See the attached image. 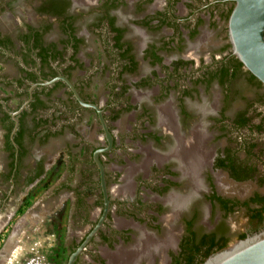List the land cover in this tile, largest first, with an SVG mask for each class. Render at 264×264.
<instances>
[{
  "label": "flooded vegetation",
  "instance_id": "af4514ba",
  "mask_svg": "<svg viewBox=\"0 0 264 264\" xmlns=\"http://www.w3.org/2000/svg\"><path fill=\"white\" fill-rule=\"evenodd\" d=\"M19 1L34 7L33 19L19 20L18 4L0 0V65H11L16 74L6 82L0 75V87L12 84L11 96L24 97H15L13 110L12 98L0 97V197L7 208L27 196L49 176L50 141L71 133V143L57 150L66 156L63 178L48 185L41 199L69 200L66 219L74 237L69 247L65 241L58 246L54 264H66L102 217L105 198L94 153L109 145L97 111L81 105L62 80L37 84L23 106L33 84L60 75H68L81 99L101 110L112 138L97 154L108 210L74 264H184L186 257L179 255L184 241L195 244L211 235L214 244L204 246L211 253L193 260L202 264L233 242L264 231V199L253 200L264 198V191L239 197L223 182L253 181L264 190V150L258 144L264 140V85L251 82L243 65L234 72L237 58L227 29L234 0H67L70 31L62 28L64 15L38 10L46 0ZM34 31L38 45L49 48L45 60L34 38L23 40ZM56 51L65 53L64 61ZM36 97L50 106L38 115L30 111ZM59 100L71 102V119L55 118L50 126L42 120L54 111L58 117ZM237 100L243 103L239 109ZM165 110L171 124L163 119ZM240 112L248 122L238 128ZM185 150L203 154L193 172L184 166ZM232 159L249 175L238 170L237 178ZM249 208L262 211L261 224L250 219ZM238 212L245 215L240 230L230 221ZM79 229L84 233L77 235ZM167 236L171 242L161 243ZM44 257L33 264H53Z\"/></svg>",
  "mask_w": 264,
  "mask_h": 264
},
{
  "label": "rangeland",
  "instance_id": "374dc122",
  "mask_svg": "<svg viewBox=\"0 0 264 264\" xmlns=\"http://www.w3.org/2000/svg\"><path fill=\"white\" fill-rule=\"evenodd\" d=\"M11 1L13 2V0ZM14 3L18 4L20 8V12L18 15L19 20L22 19L28 21L34 18V9H32L34 7H31V4L29 2L27 3V1L22 2L19 0H14ZM7 14H9L8 11H4L2 13L3 16H6ZM12 23L13 22H5L4 25L9 27L12 25ZM13 29H15V25ZM10 66L5 69L4 65H0V75H5L2 79V81L4 82L11 81L12 78H15L16 76V74L11 70L12 66L11 68ZM243 86L244 85L241 83L238 85V88L242 90ZM13 89L14 87L12 86V84H6L4 88L0 87V97L8 95V97L10 96L12 98V100L8 102V104L11 105L10 107H8L10 110L15 109V105L18 103V100L24 99L23 96L21 98H17L16 96H18L19 94L11 96ZM246 93H249V95L251 94L248 89ZM60 94L64 99H71L70 95L68 98L65 92L63 93V91ZM15 97L18 100L15 99ZM69 103L71 104V102ZM242 105L243 103L237 100L234 107L236 109H239L240 107H242ZM67 115H69L71 119V114ZM124 126L125 123L122 122L121 128H123ZM77 128L79 130H83L84 126L83 124L78 125ZM66 141L71 143V133L69 132H66L62 139L50 141L51 152L49 153H53L51 155L52 158L50 162L53 165L49 172V176L44 177L37 185H33V187L29 189V193L27 196H24L26 193L21 194V196L17 200V203H13L12 212L15 213L12 215L7 230L2 232V241H5L8 236L11 238L14 235L13 238H15V240L17 239V242L19 241L18 245L22 246V250L24 252L26 251L25 255H23L22 258L23 264H29L30 262V264H33L34 260H37L38 262V260H40L38 259L39 256H45V261H49V263L54 264V256L58 251V246L62 245L64 241L65 244L68 245L70 243L71 237H74L73 231L71 230V223L68 222V218L66 219L69 200L67 201L65 200L66 198L62 197L57 203H51L50 201L41 202L43 194L46 193L45 191L47 190V186L49 185L50 187L53 182H58L63 178L60 177V175L62 174V172H64V163L66 161V156L63 155L62 151L57 150H60V148L63 147ZM258 144L259 146L263 147L264 150V140L259 141ZM223 182L225 183V185L228 184V186L225 187V190H227L229 194L239 197L249 195L256 189L264 191L253 181L244 183H231L224 179ZM19 205L21 206L17 211L16 209ZM244 217L245 215L243 212H238L230 218V221L235 225V228L240 230V227L245 223ZM84 231V229H79L78 232L76 231V234L80 235L84 233ZM69 246L70 245H68V247ZM67 253L68 252L66 251V254ZM9 262H13V260H9ZM63 264H65V262H63Z\"/></svg>",
  "mask_w": 264,
  "mask_h": 264
},
{
  "label": "water",
  "instance_id": "95a60500",
  "mask_svg": "<svg viewBox=\"0 0 264 264\" xmlns=\"http://www.w3.org/2000/svg\"><path fill=\"white\" fill-rule=\"evenodd\" d=\"M234 2L227 24L232 53L242 63L243 67L264 85V0H234ZM56 80L64 81L81 105L93 107L97 111L109 144L107 148L102 150H107L112 143V138L102 117L101 110L95 104L84 102L67 77L60 75L44 83L33 84L29 88V99L24 102L23 106L30 100L31 92L37 84H50ZM17 112L15 111L13 116ZM102 150L99 149L94 153V160L100 169V182L105 198V208L97 226L86 236L79 247L69 255L66 264L75 263L78 254L97 230L108 210L104 169L97 158L98 152ZM202 264H264V231L233 242L224 250L208 257Z\"/></svg>",
  "mask_w": 264,
  "mask_h": 264
},
{
  "label": "trees",
  "instance_id": "16d2710c",
  "mask_svg": "<svg viewBox=\"0 0 264 264\" xmlns=\"http://www.w3.org/2000/svg\"><path fill=\"white\" fill-rule=\"evenodd\" d=\"M67 5H68V1L67 0H46L38 8V10L40 12L49 13V14H52V15H55V16H63L64 15V21H63V24H62V28L64 29V31H68V30L70 31L71 30V22L73 21V17L72 16H67L65 14ZM30 29H34V28L31 27ZM23 37H24L23 40L27 44L29 43V40L30 39L34 38V40H33L34 41L33 42V46H34V48L36 50H38V56H40L41 59H44L45 60L46 57H47V51H48L49 48H45V47L42 48V47H40L38 45V39H37V38H39L38 34L34 31L30 35H27L26 34ZM117 39L118 38H116V40ZM64 41L68 43V40H64ZM5 42L8 43L7 40ZM0 43H3V42L0 41ZM56 52L58 54V57L57 58H59V61L60 62L61 61H64L65 60V55H64L65 53L63 51H56ZM53 58H56V54H53ZM241 66H242V63L238 59H236L235 60V64H234V72H235V74H238V71H239V69H240ZM66 71L68 72L69 71V68H67ZM67 77H69V76L67 75ZM249 79L251 80V82H255L256 81L258 84H262L260 81H257L253 75H250L249 76ZM19 83H21V82H19ZM59 84H60V86H62V84H64V83H62L60 81ZM59 104H60V108L59 109L56 108V110L59 111L58 117L55 116V113L54 112H56V111H54L52 113V117L46 118V119L42 120L44 123H46V124L49 123L50 126H51L53 124V120L55 118H59V119H61V121L62 120L64 121L66 119V117H67V114L71 113V104L70 103H68L66 101H63V100H59ZM30 105L32 107V108H30V111L31 112H38L37 115L39 113H41V112H43L45 110H48L50 108V106L45 105V103H43V101L39 100L38 97H36L35 101L32 104H30ZM7 116L9 117V115H7ZM235 122L237 123L236 125L239 126L238 128H240V127H243L248 122V119L245 117L244 113L240 112V113L237 114V119H236ZM37 124H39V121L37 122ZM68 126H70V128H71V125H68ZM11 128H12V121L10 122V126H9V129H11ZM62 130H63V128L60 129V133L62 132ZM8 137L9 136L7 134V141L10 144V146H13L11 144V140ZM15 141L18 142V139H16ZM69 155H71V154L69 153ZM227 159H228V157H227ZM236 160H238L237 156H236ZM232 161H233V164L231 163V165L233 167H231V168L233 169L234 174H236V177L237 178L240 177V174L237 173L238 170H240V172L243 171V176L245 174H247V175H245V177L249 175V173H246V169L244 168V165L240 164L241 168H239V165L236 164V161L233 160V159L231 160V162ZM221 163H222V160H221ZM68 165H69V168L71 170V161H69V164ZM255 170L256 169L253 167L251 169L252 173H254ZM39 174H40V172L37 173V175H39ZM254 199H264V198L263 197L260 198L259 196L256 195L253 198V200ZM223 204L225 205V202L224 201H223ZM248 214L250 216V219L251 220H254L255 222H257V224H261V222L263 221V214H262V211L260 209L259 210L258 209L253 210V209H250L249 208L248 209ZM241 237H244V235H241ZM206 244H210V245H213L214 244L211 235H205L204 237L201 238L200 241H196L195 244L193 243L192 240L184 241V244L182 246V251L179 254L181 257H186L185 258L186 261H185L184 264H193V260H195V258H198V257L206 258V256L211 253V251L209 250V248L208 249H204V246ZM179 262H180V260L179 261H175V264L176 263L179 264ZM195 264H197V262Z\"/></svg>",
  "mask_w": 264,
  "mask_h": 264
},
{
  "label": "crops",
  "instance_id": "0c3cea01",
  "mask_svg": "<svg viewBox=\"0 0 264 264\" xmlns=\"http://www.w3.org/2000/svg\"><path fill=\"white\" fill-rule=\"evenodd\" d=\"M20 206L21 205L17 207V211L20 209ZM12 210V207L6 208L5 200L3 199V197H0V264H23L22 258L26 252L22 250V246L18 245L19 241L17 242V239L15 240V238H13L14 235L11 238L8 236L5 241H2V232L7 230L12 215L15 213L12 212ZM9 260H13V262H9Z\"/></svg>",
  "mask_w": 264,
  "mask_h": 264
},
{
  "label": "bare ground",
  "instance_id": "6f19581e",
  "mask_svg": "<svg viewBox=\"0 0 264 264\" xmlns=\"http://www.w3.org/2000/svg\"><path fill=\"white\" fill-rule=\"evenodd\" d=\"M163 114H164V118L163 119H165L167 122L169 121L170 122V119H169V117L171 116L170 115V113H169V110H165V112L163 111ZM165 122V121H164ZM166 123V122H165ZM172 122H170V124H171ZM172 126V125H171ZM201 133V132H200ZM201 135V134H200ZM184 149V148H183ZM183 149H181L182 151H183ZM191 149H193V148H191ZM190 150V149H189ZM189 150H188V152L185 154L186 156H184L185 158H183L182 160H184V166H185V168L189 171L190 170V172H193L194 171V169H197L196 167H194V164L196 163V166H198V164H201L202 163V159H203V154L201 155H199V153L197 152H194V154L192 153L191 154V151L189 152ZM178 152V151H177ZM176 152V153H177ZM181 153V152H180ZM182 156V155H181ZM171 238L172 237H168L167 236V238H165L161 243H165V244H169L170 242H171ZM155 244V243H154ZM158 249V248H157ZM127 257V256H126ZM129 257V256H128ZM131 257V256H130ZM134 258V257H133ZM117 259V258H116ZM115 259V260H116ZM120 260H122L121 258H120ZM117 261V260H116ZM120 262V261H119ZM121 263V262H120Z\"/></svg>",
  "mask_w": 264,
  "mask_h": 264
}]
</instances>
